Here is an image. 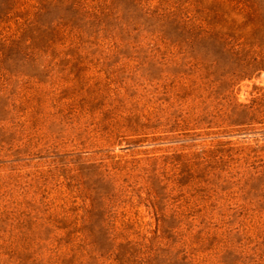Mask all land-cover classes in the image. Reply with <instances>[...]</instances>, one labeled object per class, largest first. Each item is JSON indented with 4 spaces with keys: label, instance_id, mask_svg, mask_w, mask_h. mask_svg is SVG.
I'll list each match as a JSON object with an SVG mask.
<instances>
[{
    "label": "rangeland",
    "instance_id": "1",
    "mask_svg": "<svg viewBox=\"0 0 264 264\" xmlns=\"http://www.w3.org/2000/svg\"><path fill=\"white\" fill-rule=\"evenodd\" d=\"M0 264H264V0H0Z\"/></svg>",
    "mask_w": 264,
    "mask_h": 264
}]
</instances>
